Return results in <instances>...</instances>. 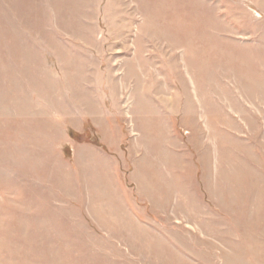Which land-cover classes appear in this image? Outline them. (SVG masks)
I'll return each instance as SVG.
<instances>
[{"label": "rangeland", "instance_id": "1", "mask_svg": "<svg viewBox=\"0 0 264 264\" xmlns=\"http://www.w3.org/2000/svg\"><path fill=\"white\" fill-rule=\"evenodd\" d=\"M0 264H264V0H0Z\"/></svg>", "mask_w": 264, "mask_h": 264}]
</instances>
